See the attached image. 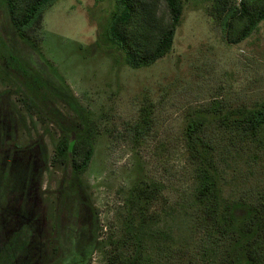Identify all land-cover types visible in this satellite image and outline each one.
Returning <instances> with one entry per match:
<instances>
[{
	"label": "trees",
	"instance_id": "1",
	"mask_svg": "<svg viewBox=\"0 0 264 264\" xmlns=\"http://www.w3.org/2000/svg\"><path fill=\"white\" fill-rule=\"evenodd\" d=\"M52 1L0 0L12 29L53 77H43L23 61L1 32L0 72L15 82L23 108L48 130L47 164L65 169L56 193L37 200L28 190L31 162L16 157L23 147L12 130H0V261L14 264H85L98 245L97 213L83 199L81 177L93 153L95 119L29 30ZM206 12L234 42L264 19V0H209ZM181 14V0H111L95 39L83 50L99 48L117 66L148 65L170 50ZM55 103L71 115L61 114ZM150 113L148 101L133 126L138 136L147 131ZM182 134L193 171L189 201L159 211L158 183L137 175L118 211V225L126 229L116 237L109 234L110 262L264 264V99L249 105L214 98L188 114ZM232 179L226 191L223 185Z\"/></svg>",
	"mask_w": 264,
	"mask_h": 264
},
{
	"label": "rangeland",
	"instance_id": "2",
	"mask_svg": "<svg viewBox=\"0 0 264 264\" xmlns=\"http://www.w3.org/2000/svg\"><path fill=\"white\" fill-rule=\"evenodd\" d=\"M181 1V19L170 50L140 67L117 66L99 48L83 50L95 39L111 0H53L29 29L95 119L93 153L81 173L83 199L95 208L99 225L98 245L89 264L112 261L109 234L116 237L126 229L118 225V211L137 175L158 183L159 211L189 201L193 171L182 129L193 109L214 98L249 105L264 99V19L244 38L227 41L206 12L209 0ZM158 8L163 12V1ZM0 32L23 61L43 77H53L36 51L12 29L2 5ZM19 94L15 82L0 72V130H12L22 145L16 157L31 162L28 190L41 201L56 193L65 169L47 164L51 137L44 124L23 108ZM148 101L150 123L138 136L133 126L140 123L139 108ZM54 105L61 114L71 115L64 105ZM66 118L59 117L64 122ZM46 125L55 132L53 122ZM229 181L223 185L226 191L234 182ZM83 211L82 206L81 215Z\"/></svg>",
	"mask_w": 264,
	"mask_h": 264
},
{
	"label": "flooded vegetation",
	"instance_id": "3",
	"mask_svg": "<svg viewBox=\"0 0 264 264\" xmlns=\"http://www.w3.org/2000/svg\"><path fill=\"white\" fill-rule=\"evenodd\" d=\"M16 262L17 261H15V262L14 261H0V264H14ZM60 262H64L65 264H67V261H60ZM34 263H35V261H34ZM85 264H89V261H85ZM110 264H112V263L110 262Z\"/></svg>",
	"mask_w": 264,
	"mask_h": 264
}]
</instances>
